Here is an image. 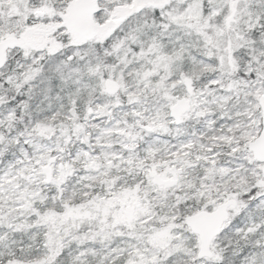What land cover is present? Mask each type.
Instances as JSON below:
<instances>
[{
	"label": "snow or ice",
	"instance_id": "obj_1",
	"mask_svg": "<svg viewBox=\"0 0 264 264\" xmlns=\"http://www.w3.org/2000/svg\"><path fill=\"white\" fill-rule=\"evenodd\" d=\"M0 264H264V0H0Z\"/></svg>",
	"mask_w": 264,
	"mask_h": 264
}]
</instances>
